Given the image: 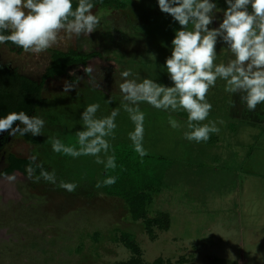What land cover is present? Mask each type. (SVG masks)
Listing matches in <instances>:
<instances>
[{
  "label": "rangeland",
  "instance_id": "rangeland-1",
  "mask_svg": "<svg viewBox=\"0 0 264 264\" xmlns=\"http://www.w3.org/2000/svg\"><path fill=\"white\" fill-rule=\"evenodd\" d=\"M215 2L227 7L225 0ZM92 11L106 14L89 38L61 33L58 43L40 54L0 50L2 61L37 80L50 62V49L98 53L86 63L93 69L90 75L76 63L44 82L46 103L29 115L45 121L41 135L33 136V143L17 133L0 153V171L9 154L35 156L57 180L55 185L37 181L35 172L28 179L26 168L25 173L0 174V264H264V114L248 111L240 94L224 90L225 81L218 79L206 97L213 107L201 123L214 121L220 129L210 134L212 143L210 138L199 143L184 138L189 129L183 110L140 104L143 145L169 162L158 171V190L148 189V197L144 191L146 199L141 193L115 196L96 188L104 164L95 157L73 158L52 150L50 138L78 147L81 113L93 103L100 105L97 117L119 109L111 146L132 143L134 124L122 107L121 72L130 70L128 79L138 82L149 78L172 86L164 65L180 26L160 11L158 0H135L125 10ZM217 17L210 27H218L222 13ZM225 47L218 41L216 63L226 62ZM70 72L82 79L68 93L64 81H75ZM169 116L181 127L173 129ZM101 158L106 160L103 153ZM60 181L78 187L70 193L59 187Z\"/></svg>",
  "mask_w": 264,
  "mask_h": 264
},
{
  "label": "clouds",
  "instance_id": "clouds-1",
  "mask_svg": "<svg viewBox=\"0 0 264 264\" xmlns=\"http://www.w3.org/2000/svg\"><path fill=\"white\" fill-rule=\"evenodd\" d=\"M221 9L215 0H158L162 13L172 17L180 26L171 41V55L164 67L172 81L165 86L155 80L128 79L130 70L121 72L124 78L119 89L123 95L122 107L134 124L129 133L134 151L143 158L148 155L143 145L145 113L140 104L147 103L158 110L187 113V128L184 138L188 141L207 142L210 134H218L216 122L205 121L213 105L206 97L218 79L225 81V91L240 94V101L248 111L254 112L257 105L264 104V0H225ZM93 0H0V44L11 42L25 53L40 54L58 43L61 33L69 37L89 38L101 22L104 13H93ZM249 6L251 11H249ZM222 13L218 27H210ZM191 26V27H189ZM8 33V34H5ZM218 41L226 45L229 54L226 62L216 63ZM83 71L90 75L91 67ZM75 81H64L63 91L70 93L82 77L70 72ZM234 103V102H233ZM98 103L90 104L81 113L83 127L76 132L77 146L66 145L60 139L50 138L52 150L73 158L93 156L105 169H115V155H107L111 148L109 138H114L115 123L119 109L110 115L97 117ZM18 122V123H17ZM45 121L38 116H29L24 111L10 112L0 118V134L15 136H40ZM169 125L178 129L181 124L169 116ZM101 153L106 160L101 158ZM31 161L35 163L36 157ZM40 168L37 181L43 179L56 184L55 172ZM27 178L32 179L35 168L26 167ZM14 180V176L8 177ZM117 177L109 176L97 182L96 188L114 185ZM59 187L74 192L77 184L60 181Z\"/></svg>",
  "mask_w": 264,
  "mask_h": 264
},
{
  "label": "trees",
  "instance_id": "trees-1",
  "mask_svg": "<svg viewBox=\"0 0 264 264\" xmlns=\"http://www.w3.org/2000/svg\"><path fill=\"white\" fill-rule=\"evenodd\" d=\"M135 0H93L94 7L125 10L130 7ZM152 1V0H151ZM76 6V0H73V8ZM8 34V33H5ZM7 44L13 45L11 42ZM21 50V48H18ZM50 62L41 74L39 80L31 79L27 76L11 73L1 78L0 89L5 94L0 98L1 112H19L24 111L30 115L37 107H42L46 103V99L41 95L44 82L55 76L63 75L67 68L73 64L79 63L86 67L89 59L98 55L97 52H79L74 49L61 50L50 49ZM2 95L0 94V97ZM4 103L7 106H4ZM27 141L36 142L33 136L26 134L23 136ZM215 137L210 136L209 143H212ZM115 155L117 167L113 169H102L100 174V182L109 176L117 177L114 185L103 186V190L109 195L128 196L131 193H141L143 199H146L151 192L158 190L162 174L159 173L160 168L169 165L167 159L160 155H148L141 158L135 151L132 143L126 141H118L113 143L110 148L109 155ZM32 164L35 173H40V168L36 162L33 163L29 158L16 157L9 154L7 157V166L0 171V174H8L13 170L25 173V168ZM45 170V165H42ZM150 189V191L148 190ZM145 190H148L145 196ZM148 199V198H147ZM135 200V199H133ZM135 204V202L133 203ZM142 206L139 207L141 209Z\"/></svg>",
  "mask_w": 264,
  "mask_h": 264
},
{
  "label": "flooded vegetation",
  "instance_id": "flooded-vegetation-1",
  "mask_svg": "<svg viewBox=\"0 0 264 264\" xmlns=\"http://www.w3.org/2000/svg\"><path fill=\"white\" fill-rule=\"evenodd\" d=\"M5 48L6 50H7V52H9V51H11V52H18V51H21V50H18V48H15L13 45H9V44H7V43H5V44H0V50H1V48ZM14 72H16V73H18V74H21L20 72H18V70L14 67V66H12V64L10 63V61L9 60H7V61H2V59H1V54H0V85H1V78L2 77H4V76H7V75H9V74H11V73H14ZM21 75H24V74H21ZM24 76H26V75H24ZM32 79V78H31ZM39 79H40V77H39ZM34 80H37V79H34ZM0 94L2 95L0 98H2L5 94L1 91V89H0ZM1 101L2 100H0V103H1ZM4 106H7V104L6 103H4V105H3V107ZM37 108H40V107H37ZM36 108V109H37ZM1 110H2V107H1V105H0V118H2L3 116H6L8 113H10V112H13V111H9V112H1ZM34 112V111H33ZM32 112V113H33ZM31 113V114H32ZM18 123V122H17ZM19 134V133H18ZM11 138V136H9L7 133H2V134H0V153H1V151H2V149H3V147H4V145L6 144V142L9 140ZM8 157V156H7ZM6 160H7V158H6ZM7 162V161H6ZM6 166H7V164H6ZM5 166V167H6ZM4 167V168H5ZM3 168V169H4ZM13 171H15V170H13Z\"/></svg>",
  "mask_w": 264,
  "mask_h": 264
},
{
  "label": "crops",
  "instance_id": "crops-1",
  "mask_svg": "<svg viewBox=\"0 0 264 264\" xmlns=\"http://www.w3.org/2000/svg\"><path fill=\"white\" fill-rule=\"evenodd\" d=\"M249 11H251V7H250V6H249ZM256 110H260V113H261V114H264V112H263V110H264V104H259V105H257ZM258 114H259V113L256 114V117H257V118H260L261 116H259ZM260 122H261V119H260V120H256V121L254 120L253 122L250 121V123H252V124L260 123Z\"/></svg>",
  "mask_w": 264,
  "mask_h": 264
}]
</instances>
